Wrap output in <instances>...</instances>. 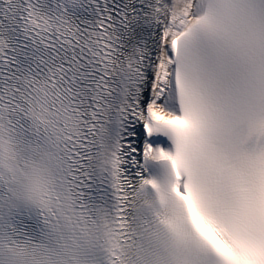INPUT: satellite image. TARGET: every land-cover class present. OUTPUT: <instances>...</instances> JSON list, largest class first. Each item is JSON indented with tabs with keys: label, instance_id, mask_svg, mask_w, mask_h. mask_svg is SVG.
<instances>
[{
	"label": "snow or ice",
	"instance_id": "obj_1",
	"mask_svg": "<svg viewBox=\"0 0 264 264\" xmlns=\"http://www.w3.org/2000/svg\"><path fill=\"white\" fill-rule=\"evenodd\" d=\"M0 264H264V0H0Z\"/></svg>",
	"mask_w": 264,
	"mask_h": 264
}]
</instances>
